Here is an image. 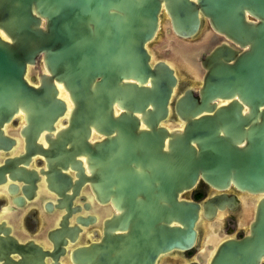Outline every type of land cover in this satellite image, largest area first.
I'll use <instances>...</instances> for the list:
<instances>
[{"label": "water", "instance_id": "1", "mask_svg": "<svg viewBox=\"0 0 264 264\" xmlns=\"http://www.w3.org/2000/svg\"><path fill=\"white\" fill-rule=\"evenodd\" d=\"M160 16L163 37L150 49ZM202 22L209 32L197 56L205 57L195 65L187 40ZM178 66L199 86L175 96ZM19 114L24 154L4 159L0 183L8 173L27 184L20 191L31 199L38 177L16 165L40 155L45 187L61 197L53 207L66 213L47 232L50 253L31 241L16 244L1 222L0 264H43V256L58 264L63 238L72 242L80 231L66 218L79 211L70 200L84 182L119 213L103 222L98 243L70 252L72 264H153L189 250L200 212L209 220L237 204L225 194L202 205L188 200L199 180L215 191L261 196L249 233L219 244L209 264L264 259V0H0L2 151L13 140L1 129ZM43 131L46 149L34 143ZM66 168L76 171L72 185L60 173ZM13 253L16 262L7 257Z\"/></svg>", "mask_w": 264, "mask_h": 264}, {"label": "flooded vegetation", "instance_id": "2", "mask_svg": "<svg viewBox=\"0 0 264 264\" xmlns=\"http://www.w3.org/2000/svg\"><path fill=\"white\" fill-rule=\"evenodd\" d=\"M205 26L206 28L202 32V39L199 42L188 43V49H186V52L191 56L189 59L195 65H200L199 58L202 60L205 57L204 55L197 56L201 46L207 43L206 38L209 27L206 24ZM188 40H192V38ZM190 75L192 80L197 83V78L191 71ZM193 94L196 95L195 90ZM22 125H25L23 116L19 114L1 129L2 136L13 140V145L10 146L8 151H2L0 149V166L3 165L4 159H12L13 157L24 154V137L19 136V130ZM64 126L63 118L53 124L52 128L54 130L50 131L49 134L54 137L55 133ZM44 134H46L45 131L40 133L34 141L42 149H46L48 146L44 141ZM96 139L98 137L93 140L90 139V143L99 142ZM79 158L82 159L84 174L88 176L89 173L87 172L84 158L82 156L76 157V159ZM45 164L42 156L34 154L33 156H29V162H27L26 166L22 164L16 165V167H23L25 170L34 171L36 177H38V180L33 183L35 186L33 192H36V194L29 200H26L20 191V187L27 184L22 183V181H16L15 179L10 180L7 178L8 173H4L5 180L3 183H0V223L3 222V227L9 229L6 236L14 239L16 244L23 245L31 241L33 245L40 247L41 251L50 253L52 243L47 239V232L60 228L57 224L61 220L60 217L66 211H64V207L62 209L53 207L56 204L55 200L61 199V197H57L55 193L47 190L45 187V176L38 172L39 169H42V171L47 170ZM60 173L70 178L71 185L74 180H77V177L74 176L76 171L70 168L61 170ZM63 194L70 195V188ZM221 194H225L226 196L233 195L237 201L235 207L230 210L224 204V208L217 210L209 220L205 219L200 212L199 220L196 224L198 235L194 245L186 251L171 250L165 254H161L155 259L153 264H209L219 244L231 239L239 241L249 233V224L254 221L255 207L261 199V196L238 192L233 188L222 192L215 191L201 180L196 183L192 190L185 193L184 196L188 200L202 205L207 199ZM70 203L69 208L78 206L79 211L70 213V216L66 218V227L75 225L80 231L76 232L75 239L72 242H69L67 238H63L66 243L60 246L64 252L61 256H58L56 260L58 264H72L70 261V252L72 250L98 243L103 237V222L109 220L112 214L117 215L119 213L112 207L109 199L105 203L99 204L95 200L94 194L91 192L87 182H84L79 187L77 195L70 200ZM201 231L204 234L200 237L199 233ZM125 232L126 230L116 231V233ZM0 237L4 238L1 232ZM7 257L14 262L20 259L16 253L8 254ZM52 262L50 257H42L43 264H50ZM0 263H2V260ZM260 264H264V259Z\"/></svg>", "mask_w": 264, "mask_h": 264}, {"label": "rangeland", "instance_id": "3", "mask_svg": "<svg viewBox=\"0 0 264 264\" xmlns=\"http://www.w3.org/2000/svg\"><path fill=\"white\" fill-rule=\"evenodd\" d=\"M166 27V18L164 16H160V32L157 35L156 39L153 41V43L149 46L151 49L152 47H156L158 44H160L161 39L163 37V31L164 28ZM206 26L205 23L203 22L202 25L200 26V29L198 33L192 38V40H188L187 43H195L199 42L202 39V32L205 30ZM186 69L183 68V66H180L177 68L176 73L178 77V84L176 87L175 91V96L179 95L184 88H196L198 87V82H194L191 78L190 72L185 71ZM174 96V97H175ZM168 122L171 124H175L176 121L173 117V115H170L168 118ZM204 233L202 231L199 233V236L201 237Z\"/></svg>", "mask_w": 264, "mask_h": 264}, {"label": "bare ground", "instance_id": "4", "mask_svg": "<svg viewBox=\"0 0 264 264\" xmlns=\"http://www.w3.org/2000/svg\"><path fill=\"white\" fill-rule=\"evenodd\" d=\"M178 67H180V66H178ZM200 223V222H199ZM199 225V224H198Z\"/></svg>", "mask_w": 264, "mask_h": 264}]
</instances>
